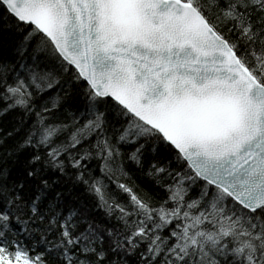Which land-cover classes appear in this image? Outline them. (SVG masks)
<instances>
[{"label": "snow or ice", "instance_id": "6c2138e0", "mask_svg": "<svg viewBox=\"0 0 264 264\" xmlns=\"http://www.w3.org/2000/svg\"><path fill=\"white\" fill-rule=\"evenodd\" d=\"M0 264H264V0H0Z\"/></svg>", "mask_w": 264, "mask_h": 264}, {"label": "trees", "instance_id": "16d2710c", "mask_svg": "<svg viewBox=\"0 0 264 264\" xmlns=\"http://www.w3.org/2000/svg\"><path fill=\"white\" fill-rule=\"evenodd\" d=\"M4 122L7 123L8 121H10L12 119V116L9 115L8 117H4ZM137 183H141L140 181H137Z\"/></svg>", "mask_w": 264, "mask_h": 264}]
</instances>
